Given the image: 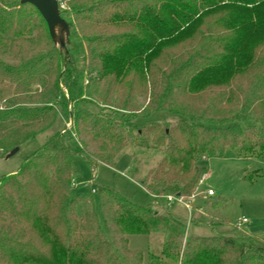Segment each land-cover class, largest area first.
Wrapping results in <instances>:
<instances>
[{
  "label": "trees",
  "instance_id": "trees-1",
  "mask_svg": "<svg viewBox=\"0 0 264 264\" xmlns=\"http://www.w3.org/2000/svg\"><path fill=\"white\" fill-rule=\"evenodd\" d=\"M59 3L67 56L36 6L0 0V150L54 130L0 178V264H264V230L187 235L170 211L73 184L76 156L94 168L155 148L164 156L141 180L151 200L188 199L204 158L264 157V0ZM157 110L179 118L136 123ZM155 232L161 255L130 246Z\"/></svg>",
  "mask_w": 264,
  "mask_h": 264
},
{
  "label": "rangeland",
  "instance_id": "rangeland-1",
  "mask_svg": "<svg viewBox=\"0 0 264 264\" xmlns=\"http://www.w3.org/2000/svg\"><path fill=\"white\" fill-rule=\"evenodd\" d=\"M62 6L64 7V4ZM70 18L76 24L75 17ZM79 41L78 50L75 52L85 53V42ZM178 118V115L169 111L157 110L147 116L138 117L135 121L136 123L143 121L175 123ZM66 125L70 127L71 121ZM62 127L63 125H58V128ZM53 131H46L35 139L28 140L14 153H12L13 149L0 150V178L17 171ZM163 156L162 149L129 146L118 156L114 165L98 163L94 168L86 159L76 156L75 162L79 169L75 179L76 188L80 187L87 192L90 189L96 190L98 185L109 186L131 201L142 205L151 204L159 212L170 211L187 224V235H210L223 232L248 234L264 230L263 156L245 154L237 148H227L222 155L204 158L201 163L206 168L207 178L203 184L195 187L190 198H184L185 203L179 200L170 202L167 196L152 201L141 183L143 177L159 163ZM249 173L253 174L252 180L245 177ZM209 189L214 191L213 195L208 196ZM95 200L98 201V194H95ZM243 217H246L248 221L242 222L240 218ZM129 238L132 248H140L161 255L163 232L149 235L135 234L130 235ZM135 264H147V260L144 258L141 263Z\"/></svg>",
  "mask_w": 264,
  "mask_h": 264
},
{
  "label": "water",
  "instance_id": "water-1",
  "mask_svg": "<svg viewBox=\"0 0 264 264\" xmlns=\"http://www.w3.org/2000/svg\"><path fill=\"white\" fill-rule=\"evenodd\" d=\"M22 3H31L40 11L47 22L50 35L54 42L59 45L63 54L67 56V44L70 39V24L61 15L59 0H21ZM19 147L12 150L18 151Z\"/></svg>",
  "mask_w": 264,
  "mask_h": 264
},
{
  "label": "built area",
  "instance_id": "built-area-1",
  "mask_svg": "<svg viewBox=\"0 0 264 264\" xmlns=\"http://www.w3.org/2000/svg\"><path fill=\"white\" fill-rule=\"evenodd\" d=\"M206 178H207V175H206V173H204V174L200 177L199 182H198V185H199V184H203V183L205 182V179H206ZM73 184H74V186H76V183H75V182H74ZM93 191H95V189H93ZM207 192H208V195H213V194H214V191H213L212 189H209ZM167 198H168V200H169L170 202H173V201H175V200H179L180 202H184V203H185L184 198L181 197V196L168 195ZM186 205L189 206L188 204H186ZM240 220H241L242 222H247V221H248V219H247L246 217L240 218Z\"/></svg>",
  "mask_w": 264,
  "mask_h": 264
}]
</instances>
